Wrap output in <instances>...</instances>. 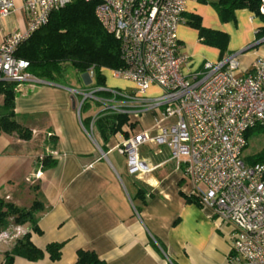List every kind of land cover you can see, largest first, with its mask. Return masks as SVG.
Listing matches in <instances>:
<instances>
[{
	"label": "crops",
	"instance_id": "obj_1",
	"mask_svg": "<svg viewBox=\"0 0 264 264\" xmlns=\"http://www.w3.org/2000/svg\"><path fill=\"white\" fill-rule=\"evenodd\" d=\"M12 1L14 9L0 20V42L25 26L22 0ZM187 14L198 15L205 28L228 35L222 57L240 52V70L264 55V41L260 42L264 21L253 12L237 9L233 20L221 22L210 4L187 0L183 22L176 30L187 56L184 72L201 70L205 62L222 58L218 48L199 40L197 30L185 22ZM100 73L105 88L126 91L133 87L127 80L114 78L109 69L101 68ZM80 74L85 84H91ZM40 80L15 88V120L30 131V138L0 134V197L25 208L38 202V231L30 222L19 226L43 251L37 260L15 255L11 264H74L79 250L93 252L105 264H235L230 261L231 227L217 221L211 208L191 196L192 185L182 178V168L170 159L168 148L154 146L149 161L155 168L130 175L119 148L127 133L120 128L103 143L95 127L88 133L95 113L81 109L78 114L80 98L68 91L72 87ZM158 93L156 87L147 90V95ZM2 100L0 91V104ZM146 117L143 113L129 119L138 124ZM153 122L134 130L149 129ZM44 158L54 164L42 165ZM36 172L40 177L34 180ZM51 243L60 244L58 259H50L45 251ZM12 245L0 246V264L6 263L5 253Z\"/></svg>",
	"mask_w": 264,
	"mask_h": 264
},
{
	"label": "built area",
	"instance_id": "obj_2",
	"mask_svg": "<svg viewBox=\"0 0 264 264\" xmlns=\"http://www.w3.org/2000/svg\"><path fill=\"white\" fill-rule=\"evenodd\" d=\"M73 0H22L23 29L0 42V81L34 84L41 80L28 71V62L15 55L20 43L44 25L50 14ZM90 1V0H84ZM94 14L118 40L123 67L110 70L114 78L133 84L130 91L96 86L68 88L80 110L91 99L105 113H124L127 133L119 145L132 176L155 166L141 157L146 143L165 146L182 178L192 185L191 196L213 210L217 221L231 227L230 261L264 264V162L245 163V133L264 126V55L247 69H239V54L205 62L201 70L184 72L187 56L181 50L177 27L183 22L187 0H97ZM14 9L12 0H0V20ZM264 13V2L260 4ZM264 41V37L260 42ZM92 83L94 72H86ZM150 87L158 94L147 95ZM102 92L107 93L102 94ZM153 115L149 129L134 130L130 116ZM40 173L36 172V180ZM29 180L33 183L34 180ZM26 232L18 224L0 230V246L14 244Z\"/></svg>",
	"mask_w": 264,
	"mask_h": 264
},
{
	"label": "trees",
	"instance_id": "obj_3",
	"mask_svg": "<svg viewBox=\"0 0 264 264\" xmlns=\"http://www.w3.org/2000/svg\"><path fill=\"white\" fill-rule=\"evenodd\" d=\"M210 4L216 11L221 22L234 19L237 9H247L264 21V13L260 12V4L264 0H198ZM97 0H73L63 7L53 11L48 21L33 31L18 46L15 55L28 62V71L37 78L47 81L56 80L61 67L69 63L78 73H84L89 68L93 69L95 85L103 86L104 77L100 73L101 68L115 70L123 67L120 55L119 42L108 33L97 20L94 9ZM183 15V14H182ZM189 26L197 30L199 40L218 48L222 57L226 51L228 35L219 30L205 28L201 19L196 14H187L186 21ZM264 34V27L260 29ZM16 83L0 81V91L3 100L0 104V134L15 133L21 139L30 138V131L21 127L15 120L14 97L16 95ZM102 94H107L102 92ZM128 121V115L124 113H105L99 115L93 123L98 130L103 143L108 137L120 130L121 126ZM264 131V126H255L245 133L246 146L250 137L249 131ZM104 146L102 145V149ZM244 148V149H245ZM42 165L51 167L54 160ZM264 162V154L249 157L246 163L253 164ZM37 201H33L28 208L18 207L12 202L0 197V230L10 224H23L30 222L33 229L35 226V213ZM45 251L50 259L55 260L60 255V244L51 243ZM22 256L28 260H37L43 257V251L35 247L29 241V233H25L17 239L12 248L5 253V264H11L13 256ZM74 264H105L93 252L79 250Z\"/></svg>",
	"mask_w": 264,
	"mask_h": 264
},
{
	"label": "rangeland",
	"instance_id": "obj_4",
	"mask_svg": "<svg viewBox=\"0 0 264 264\" xmlns=\"http://www.w3.org/2000/svg\"><path fill=\"white\" fill-rule=\"evenodd\" d=\"M107 73L109 74L110 72L108 71ZM108 78H111V77H108ZM94 80L95 79L93 77V81H92L93 83L85 84L82 77H81V74L78 73L69 63H65L61 67V70H60L58 76L56 77V81H58L62 86L79 88V89H86V90H89V89L97 86V85H95ZM112 82L113 83H116V82L120 83L122 81L112 79ZM119 88H121V86H119ZM123 89H125V88H123ZM130 90H131V88H126V91H130ZM77 97L80 98V95H77ZM100 109H101V107L99 105V102L92 101L91 99H89L86 102V104L83 106L82 112H85L88 110V111L94 112L96 114L97 112H99ZM145 113H147L146 120L144 122H142L141 120H138L139 123L138 124L134 123L133 125H131V128H133V129L135 127L136 128L137 127L144 128L145 126L150 125L154 121L153 115L150 112H145ZM249 132H250V137H249V141H248V146L243 151V160L245 161V163L249 157L256 156L259 154H264V131L258 132V131L252 130ZM154 146H157V145L149 142V143L142 145L140 148L141 157L146 159L148 162H150L149 160H151V159L153 160ZM2 198H4V197H2ZM4 199L7 200L6 198H4Z\"/></svg>",
	"mask_w": 264,
	"mask_h": 264
},
{
	"label": "water",
	"instance_id": "obj_5",
	"mask_svg": "<svg viewBox=\"0 0 264 264\" xmlns=\"http://www.w3.org/2000/svg\"><path fill=\"white\" fill-rule=\"evenodd\" d=\"M82 76L84 77V76H87V74L84 72L83 74H82Z\"/></svg>",
	"mask_w": 264,
	"mask_h": 264
}]
</instances>
